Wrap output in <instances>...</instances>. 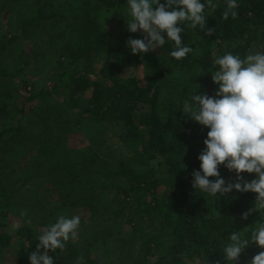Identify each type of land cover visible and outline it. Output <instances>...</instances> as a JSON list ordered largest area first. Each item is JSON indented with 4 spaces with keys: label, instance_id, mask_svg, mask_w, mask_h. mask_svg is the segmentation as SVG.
<instances>
[{
    "label": "trees",
    "instance_id": "16d2710c",
    "mask_svg": "<svg viewBox=\"0 0 264 264\" xmlns=\"http://www.w3.org/2000/svg\"><path fill=\"white\" fill-rule=\"evenodd\" d=\"M0 1L3 9L7 7L14 15L16 23L11 27L20 28L19 32L28 31L35 36L41 28L77 31L74 42L68 44L76 71L60 88L54 89H63L64 107L67 111L76 110L77 124L116 125L121 130L122 141L134 152L132 160L120 161L116 170L110 172L118 181L106 189L115 219L125 223L124 231L135 233L146 224L145 227H154L145 237L137 264H230L223 255V248L231 242L230 234L240 231L251 240L253 230L264 222V209L252 212L246 220L241 219L254 206L255 193L233 190L227 195L213 196L192 188L191 173L200 170L197 157L205 147L203 140L209 129L181 110L183 102L190 100L195 92L214 96L218 85L212 82L211 73L218 70L214 64L217 57L230 52L244 59L250 52L264 53V0H236L237 16L229 15L227 19L222 14L229 0H212L217 5L215 9L208 7V0H200L205 4V30L213 28V34L205 36L200 26L189 28L188 21L178 24L184 28L182 43L193 49L181 60L169 55L174 50L173 42L148 53L132 54L126 41L129 37L142 39L139 29L135 33L127 31L120 44L111 45L113 35L101 27L98 15L106 11L111 12L110 21L130 20L127 0ZM71 3L77 4L74 9ZM69 15L72 21L60 27ZM13 41L0 34V58ZM26 54L25 51H20L19 56L10 53L16 60L12 65L0 59V72L8 78H0L2 116L12 113L19 87L26 91L30 85L24 78L19 85L11 79L30 64L22 60ZM101 57L103 61L97 66ZM20 60L23 62L18 63ZM48 93L47 90L36 92L33 87L26 93L25 105L22 104L28 107L17 106L18 112L37 117L29 119V123L36 124L40 119L47 130L49 125L45 124L51 114ZM23 127L19 123L8 128L10 139H15ZM218 171L225 181H235L234 170L219 165ZM240 175L247 181L256 177L255 173ZM13 239L26 243L29 253L36 249L31 227H18L11 237L0 234L3 245ZM260 251L264 249L250 244L240 254L238 264H248ZM48 254L54 264H72L74 250L66 242L65 249Z\"/></svg>",
    "mask_w": 264,
    "mask_h": 264
},
{
    "label": "rangeland",
    "instance_id": "374dc122",
    "mask_svg": "<svg viewBox=\"0 0 264 264\" xmlns=\"http://www.w3.org/2000/svg\"><path fill=\"white\" fill-rule=\"evenodd\" d=\"M58 2L68 3V0ZM71 5L74 9L77 4ZM7 9H3L0 1V34L14 41L0 59L12 65L16 60L10 53L19 56L20 51H25L27 54L22 60L30 64L11 79L19 85L24 78L30 85L26 91L19 87L12 113L0 115V234L11 237L15 232L14 223L31 227L37 245L41 230L54 223L59 215H78L77 238L67 241L74 250L72 264H76L80 256L84 258L83 264L139 263L145 237L154 227H145L146 224L135 233L129 229L124 231L125 223L115 219V209L106 189L118 181L111 174L117 164L132 160L134 152L122 141L121 130L116 125L77 124L76 110L65 109L64 91L58 89L76 71L68 44L74 42L77 31L75 28H41L35 36L28 31L22 33L20 28L11 27L16 20ZM98 16L101 27L113 35L111 45L120 44L129 20L110 21L111 12L106 11ZM71 21L72 15H69L60 27ZM102 61L101 57L97 66ZM0 78L8 79L4 74ZM33 87L36 92L49 91L47 103L51 114L50 117L43 114L47 117L48 130L40 119L36 124L29 123V119L37 118L33 114L17 110V106L25 105L26 93ZM19 123L24 127L12 140L8 128ZM25 210L27 215L21 217L20 213ZM28 220L31 223H27ZM15 240L7 245L0 242V264H30L26 243Z\"/></svg>",
    "mask_w": 264,
    "mask_h": 264
},
{
    "label": "clouds",
    "instance_id": "9594fccd",
    "mask_svg": "<svg viewBox=\"0 0 264 264\" xmlns=\"http://www.w3.org/2000/svg\"><path fill=\"white\" fill-rule=\"evenodd\" d=\"M127 5L131 17L127 31L135 33L139 29L143 34L142 39H127L126 46L132 54L148 53L173 42L174 50L169 55L177 60L185 58L193 49L182 43L184 28L177 25L184 21L189 22V28L200 26L205 36L213 34V28L205 30V4L200 0H165L163 4L160 0H127ZM208 7L215 9L217 5L208 0ZM236 7V0H229L223 18L229 15L235 18ZM214 64L218 66V70L211 73L212 82L218 85L214 96L195 92L190 100L183 102L181 110L209 129L203 140L205 147L197 157L200 170L192 171L191 184L194 190L213 196L227 195L233 190L255 193L254 206L241 215V219L246 220L252 212L264 209V53L248 54L241 59L228 52L217 57ZM219 165L235 171L234 182L220 176ZM243 172L255 173L256 177L247 181L240 175ZM209 177L216 179L210 181ZM20 215L26 216L27 211ZM79 225L80 216L59 215L54 223L41 230L39 243L28 256L30 264H54L49 251L65 249L70 238H77ZM18 227L15 223L12 225L13 230ZM229 239L231 242L223 248L224 258L230 264H238L240 254L250 244L264 249V222L253 230L251 240L244 238L240 231H233ZM83 262L82 256L77 257L76 264ZM248 264H264V251Z\"/></svg>",
    "mask_w": 264,
    "mask_h": 264
}]
</instances>
